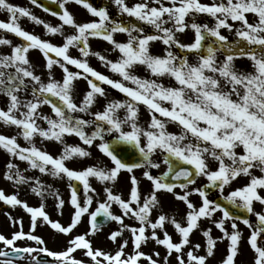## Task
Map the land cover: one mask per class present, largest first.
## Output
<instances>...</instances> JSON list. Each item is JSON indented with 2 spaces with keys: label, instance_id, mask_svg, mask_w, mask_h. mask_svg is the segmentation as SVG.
<instances>
[{
  "label": "snow or ice",
  "instance_id": "obj_1",
  "mask_svg": "<svg viewBox=\"0 0 264 264\" xmlns=\"http://www.w3.org/2000/svg\"><path fill=\"white\" fill-rule=\"evenodd\" d=\"M72 3L98 19L78 22L68 8ZM112 3L119 16L130 19H114L107 6H94L90 0H52L55 11L42 0H30L61 21L52 26L30 8L0 0V9L8 13L7 21L0 20V31L20 40L14 44L0 35V47L10 49L0 51V125L15 130L14 134L0 132V150L8 157L3 178L17 189L5 194L0 188V201L22 209L29 225L26 232L23 217L6 213L18 228L10 238L0 234L4 245L0 264L17 260L27 264L29 257L34 264H140L142 258L148 264H173V260L174 264H208L217 242L224 240L227 254L220 264H242L241 225L249 231L246 243L254 252L252 264H264V211L255 209L256 203L264 206V0ZM202 15L211 24L200 20ZM25 17L43 25L45 36L59 35L61 43L25 30L19 22ZM189 32L191 41H182L180 37ZM117 34H125L126 41L117 40ZM93 38L107 42L110 50H94L89 43ZM156 43L163 45L158 54L151 51ZM71 49H77L78 56ZM33 50L42 55L43 65L30 58ZM110 52H118V57L110 58ZM92 58L118 78L98 71L89 62ZM241 59L251 62V71L237 66ZM138 67L151 78L136 74ZM81 80L86 84L83 90ZM105 85L124 98H110ZM142 106L149 113L146 127L140 123ZM45 107L50 111L45 112ZM170 123L179 133L168 131ZM68 136L78 137L84 146L68 144ZM37 138L40 144H58L61 150L54 154L38 146ZM94 144L110 165L100 161L82 169L68 166L75 159L92 157L88 149ZM124 153L135 158L125 159ZM20 163L27 164L23 171ZM161 165L166 170L154 174ZM136 169H142L143 178L150 182L147 189L141 187ZM33 171L39 175L25 174ZM124 171L130 174L127 196L114 191ZM200 178L206 182L198 185ZM92 179L100 191L92 186ZM65 180L70 192L67 201L55 187ZM238 181L245 182L233 187ZM24 185L39 199L38 206L20 198ZM226 189H230L227 194ZM211 191L218 193L216 199L210 198ZM169 195L185 205L183 222L165 211L163 201ZM194 195L200 198L198 205L191 199ZM49 197L61 217L65 206L70 207L66 223L46 211ZM85 214L88 227L75 234ZM101 216L103 221H98ZM202 220L209 224L202 227ZM108 223L116 225L107 235L116 245L114 252L94 247L92 240ZM169 225L178 240L169 234ZM41 228H48L52 236H65V247L50 250L38 234ZM213 228L221 235L214 237ZM197 232L202 243L191 239ZM23 240L35 242L34 246H18L17 241ZM130 241L132 250L127 252ZM149 242L163 246L165 255L146 254L142 246ZM77 250L84 259L73 255Z\"/></svg>",
  "mask_w": 264,
  "mask_h": 264
},
{
  "label": "rangeland",
  "instance_id": "obj_2",
  "mask_svg": "<svg viewBox=\"0 0 264 264\" xmlns=\"http://www.w3.org/2000/svg\"><path fill=\"white\" fill-rule=\"evenodd\" d=\"M97 1H99V3L96 4V6H107L108 9H110V8H116L117 9V7L112 3V0H97ZM126 2L131 6L132 4H134L136 2H143V0H126ZM201 2H203V3H211L212 0H201ZM70 7H72V6H70ZM70 7L68 6L69 10H70ZM83 12L85 14H87V15H85V14L84 15H81V12H79V13H77L75 15V18H76V20L78 22H86V21H92L94 19H98V18L93 17L89 13H87L85 9H83ZM116 16H117V20L128 21L130 19V18L127 17L126 14L123 17L119 16L118 15V12L116 13ZM48 19L51 20V21L48 22V24H50L52 26H57V25H59L61 23V21L58 18L55 17L53 19V16L48 17ZM199 19L211 24V19L210 18H206L203 15ZM0 20H5V21L8 20V13L5 12V11H3L2 9H0ZM43 20H46V19H43ZM52 21H54L53 24L50 23ZM19 22H20L21 26L25 30H27L29 32H32V33L40 36L43 39H49L54 44L59 45L61 43V38L59 37V35H57L55 37L45 36V29H44V26L43 25H37L34 22L30 21L26 17L25 18H21ZM131 22H135V19L134 18H131ZM65 27H66V29H69V32L72 31V29L71 28H68V26H65ZM225 34H227V33H225ZM115 38L117 40H119V41H122V42L123 41H126V39H127V37H126L125 34H117ZM180 39L182 41H184V42H190L191 39H192V33L189 32L187 35H182L180 37ZM90 41L93 44H96V43H104L103 44L104 45V49L107 48V49L110 50V46L109 47L107 46V42H104V41H101L100 39H95V38L90 39ZM13 43L14 44H19L20 41L15 40V41H13ZM162 48H163V45L162 44L156 43V44H154L152 46L151 51L153 53H157L158 54V53L161 52ZM104 49H102V50H104ZM0 51H2L4 53H7V52L10 51V49L7 48V47H0ZM117 57H118V52H110V58L116 59ZM30 58L33 61H36V60L37 61H41L42 60V56L38 52H36L35 50H33V51L30 52ZM96 61H94V63H90V64L93 67H95L98 71H101L104 74L110 75L113 78H118L115 74L110 73L107 68L103 67L99 62H96ZM38 63H39V65H43L44 61L42 60L41 63L40 62H38ZM236 63H237V66L238 67L242 68L245 71H251L252 70L251 62L249 60H247V59L238 60ZM72 70H75V68L73 67ZM136 74L141 75V76H149V74L147 72H145L142 67H138L136 69ZM56 75H57V78L60 77V70L58 68H57ZM149 78H151V77L149 76ZM163 82L165 84H167L169 81L167 79H164ZM85 86H86L85 85V82L81 80L79 82V88L81 90H83V89H85ZM105 87H106L107 91L109 92L110 98H116V99H123L124 98L121 93H119L116 90L111 89L110 86H105ZM78 102H79V100H78ZM101 103H103V100H101ZM0 106H3V105L0 104ZM164 106H168V104L165 103ZM44 111L45 112H49L50 110L47 107H45L44 108ZM140 111H141L140 123H141L142 126H145L146 127L145 121H147L149 119V113H148L147 109H145L143 106L141 107V110ZM44 126H46V125H44ZM167 128H168V131L174 132V133H179V131H180V129L175 124H171V123L167 125ZM14 131L15 130L12 129V128H8L6 126L0 125V132L6 133V134H14ZM18 142L22 146H27V143L22 138H19ZM66 142L68 144H72V145L80 144L81 146H84V145H82V142L79 140V138L78 137H75V136H68V137H66ZM37 144H38V146H41V147H45L46 146L47 149L49 151L53 152L54 154H58L59 151L61 150V147H62V146H60L58 144H54V143H47L46 145H42V144H40L39 138H37ZM85 147H87V146H85ZM88 150L92 152V157H90V158H83V159H75V160H73L72 162L69 163V166L71 168H74V169H82L83 167H86L87 165L97 164L100 161H102L103 163L109 164V165L111 164V161L107 157H105L95 147V144L91 148H89ZM7 159H8V157L4 153V151L3 150H0V188L1 187H14L10 182L6 181L3 178V173L5 171V163L7 162ZM157 159H158V157H157ZM20 167H21V170L23 171L27 167V164L26 163H20ZM164 170H166V166L161 165V168L159 170H153V172H154V174H158L159 172H162ZM134 171H135V175L141 180V187L144 188V189H147L149 187V183L150 182H148L146 179L143 178V176H142V171L143 170L142 169H136ZM32 173L34 175H39V172L38 171L28 172L26 174L33 175ZM256 174L257 175H260V173H259L258 170H257ZM129 175L130 174L127 173V172H125V171L121 173L120 180L118 181L116 188H114V191H118V192L122 193L124 196H127L128 195V189L130 187ZM44 179L47 180L48 178H44ZM49 182H51V181H49ZM203 182H206L204 180V178H200L197 184L199 185V184H202ZM244 182L245 181H238L237 183H234L233 184V187H236L239 184H242ZM91 184H92L93 187H96L98 191H100V185L95 181V179H92L91 180ZM56 185L58 186L59 183H57ZM60 185H63V184L60 182ZM228 191H230V189H226L225 194H227ZM261 194L264 195V192H262ZM61 196L63 198L65 197L64 194H61ZM27 197H28V199H32L31 196H27ZM191 199L197 205L200 203V198L197 195L192 196ZM163 203H164V209H165L166 212L174 213L176 215V218L178 220H180L181 222H183V219L182 218H183L184 213H185V205L183 203L178 202V201H175L174 198H172L170 195L164 198ZM113 209H115V207H113ZM255 209L257 211H264V206L260 205L259 203H256L255 204ZM216 215L219 216L220 214L217 213ZM208 224H209V222L207 220H202V222H201L202 227L203 226H206ZM241 229L243 231V234L244 233H246V234L249 233V231L246 230V228L243 225H241ZM168 232H169L170 235L173 236L174 240H178L179 239L178 234L175 232L174 228L171 225L168 226ZM219 235H221V233L217 229L213 228V236L214 237H217ZM194 236H197V237L194 238ZM191 239L193 240L194 243L195 242H201V243L203 242V238H202V236L200 235L199 232L194 233V235L191 237ZM224 241H227V240H224ZM219 243H222V242L218 241L217 242V246H219ZM223 244L225 246H227L228 242H223ZM156 250L157 251H159V250L160 251H165L164 248H163V246L156 247ZM185 250H187V249H185ZM202 252H203V249H201V253ZM249 256L250 255L247 254V259H248ZM249 261H250V258L248 259V264H249Z\"/></svg>",
  "mask_w": 264,
  "mask_h": 264
},
{
  "label": "flooded vegetation",
  "instance_id": "obj_3",
  "mask_svg": "<svg viewBox=\"0 0 264 264\" xmlns=\"http://www.w3.org/2000/svg\"><path fill=\"white\" fill-rule=\"evenodd\" d=\"M47 1H51L52 0H47ZM9 2L18 5V6H22V7H27L30 8L31 11L38 17H40L41 19H46L44 20L46 23H48L49 21H51L50 19H48V17L52 16L49 13H46L44 11H42L39 7H35L33 5L30 4V0H9ZM42 2L44 3V0H42ZM91 3L94 4V6H96V4L99 3V1L97 0H90ZM70 7V11L74 14V16L81 12V15H84L85 13L83 12V8L80 5H77L75 3L69 4L68 5ZM56 8V7H55ZM81 9V10H80ZM86 10V9H85ZM83 12V13H82ZM86 12L88 13V11L86 10ZM87 15V14H85ZM109 15L112 16L114 19H117L116 15L113 13L109 12ZM55 18V16H53V19ZM57 18V17H56ZM54 21L50 22L51 24H53ZM67 31H69V29H67ZM0 35H6L8 39L15 41L18 40L20 41L17 37H15L12 34L9 33H3L2 31H0ZM102 41V40H101ZM91 41H89L90 43ZM104 43H96L93 44L92 42L90 43L91 47L96 50V51H102V49H104ZM107 46L109 47V45L107 44ZM72 52V54L74 56H78V50L77 49H71L70 50ZM38 52V51H36ZM39 53V52H38ZM40 54V53H39ZM41 55V54H40ZM42 56V55H41ZM43 60V58H42ZM41 61H34L35 63L39 64L38 62H42ZM44 61V60H43ZM95 58H92L89 62L90 63H94ZM98 62V61H96ZM106 86V85H105ZM123 113H121L122 115ZM86 131H88L90 133L91 129H86ZM107 139V137H106ZM69 166V165H68ZM70 167V166H69ZM26 174V173H25ZM33 174V173H32ZM28 175V174H26ZM34 175V174H33ZM60 182L63 185H60ZM58 182L59 185H55V187L59 188L60 190V194H64L65 197L64 199L67 201L69 196H70V192L68 190L67 187V181H60ZM57 184V183H56ZM65 185V186H64ZM4 191L5 194H12L14 193L17 189L15 187H1ZM81 197L83 196L82 193V188H81V193H80ZM19 196L21 199L27 200V202L32 205V206H38L39 204V199L37 197H35L34 195H32L30 193V191H28L27 186H21L20 190H19ZM27 196H31L32 199H28ZM210 198L215 199V197L217 196L216 193H213L212 195H209ZM36 200V201H35ZM95 203L93 204L92 208L94 209L95 207ZM113 207H115V209H113L115 212L119 213V208L114 205ZM91 210V209H90ZM46 211L49 213L50 217L54 218V219H59L61 221V223H66L69 220V212H70V207L69 206H65L64 209V215L61 217L58 215V213L54 210L53 207V198L49 197L47 200V207H46ZM6 213H10L12 215L13 218H17V217H23V222H24V230L27 232L29 225H28V216L25 215V213L23 212L22 209H12L8 206H6L2 201H0V234L5 235L6 237L11 236V234L17 230V228H14L12 226L11 221L9 220L8 216L6 215ZM126 223H133V221H127ZM88 227V217L87 214L84 215V217H82V221L81 224L77 226L76 229H74V233L75 234H81L83 233ZM116 228V225L114 223H109L106 226H103L102 229L94 236L92 237L93 240V244L94 247L96 248H100L104 251H109V252H114L116 250V245L113 244L110 240L107 239V235L111 230H114ZM246 230H248L246 228ZM38 234H40L46 241H47V246L50 250H62L65 247L66 244V240L67 238L63 235H58V236H52L50 231L48 230V228H41L38 232ZM249 235V233H244L243 236L245 237V239L247 238V236ZM130 236V234L126 231L124 233V237L126 239H128ZM197 236H194V238H196ZM223 242H228V241H223ZM219 243V246L216 247L215 250V255L214 257H212L209 261L208 264H220V261L226 256L227 254V246H225L224 244ZM35 242H29L27 240H23V241H17V245L18 246H26V245H31L34 246ZM223 244V245H222ZM3 242H0V248H3ZM156 247H158L157 245H155V243L153 242H149L146 246H142V250L148 254V255H152L153 252L157 251ZM132 250V245H131V241L129 243L128 248L126 249L127 252H131ZM161 253V257H163L165 255V251H160ZM247 254H249L250 256L248 257V259L250 258L249 264H252V261L254 259V252L248 247L246 240L245 243L243 245V254L239 257V260L242 262V264H248V259H247ZM73 255L77 256V258H81L84 259L83 257V253L80 250H77L76 253H74ZM175 255V254H174ZM40 257H37V259H39ZM154 259L156 257H153ZM3 257H0V260H3ZM49 260H52V258H47ZM14 264H21V262L19 260L14 261ZM27 264H34V261L31 260V258H27ZM140 264H148L147 260H144L143 258L140 261ZM173 264H174V260H173Z\"/></svg>",
  "mask_w": 264,
  "mask_h": 264
},
{
  "label": "water",
  "instance_id": "obj_4",
  "mask_svg": "<svg viewBox=\"0 0 264 264\" xmlns=\"http://www.w3.org/2000/svg\"><path fill=\"white\" fill-rule=\"evenodd\" d=\"M123 155H124V158L128 159V160H133L135 158L134 154H131V153H124ZM211 192H213V191H211Z\"/></svg>",
  "mask_w": 264,
  "mask_h": 264
}]
</instances>
